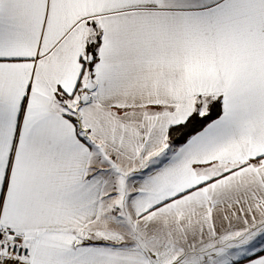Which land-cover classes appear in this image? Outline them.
Segmentation results:
<instances>
[{
	"label": "snow or ice",
	"instance_id": "6c2138e0",
	"mask_svg": "<svg viewBox=\"0 0 264 264\" xmlns=\"http://www.w3.org/2000/svg\"><path fill=\"white\" fill-rule=\"evenodd\" d=\"M0 264H264V0H0Z\"/></svg>",
	"mask_w": 264,
	"mask_h": 264
}]
</instances>
